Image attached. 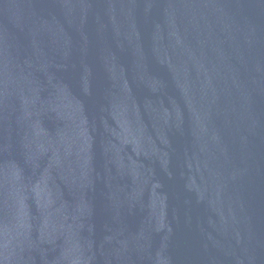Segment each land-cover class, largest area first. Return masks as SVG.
<instances>
[{"label":"water","instance_id":"1","mask_svg":"<svg viewBox=\"0 0 264 264\" xmlns=\"http://www.w3.org/2000/svg\"><path fill=\"white\" fill-rule=\"evenodd\" d=\"M0 264H264V0H0Z\"/></svg>","mask_w":264,"mask_h":264}]
</instances>
